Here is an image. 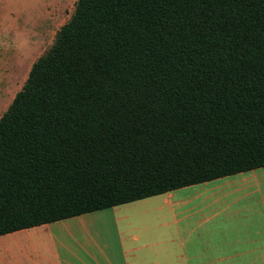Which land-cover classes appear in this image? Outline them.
Masks as SVG:
<instances>
[{"label":"trees","instance_id":"16d2710c","mask_svg":"<svg viewBox=\"0 0 264 264\" xmlns=\"http://www.w3.org/2000/svg\"><path fill=\"white\" fill-rule=\"evenodd\" d=\"M264 167V0H77L0 118V235Z\"/></svg>","mask_w":264,"mask_h":264},{"label":"crops","instance_id":"0c3cea01","mask_svg":"<svg viewBox=\"0 0 264 264\" xmlns=\"http://www.w3.org/2000/svg\"><path fill=\"white\" fill-rule=\"evenodd\" d=\"M7 234L13 264H264V167Z\"/></svg>","mask_w":264,"mask_h":264},{"label":"rangeland","instance_id":"374dc122","mask_svg":"<svg viewBox=\"0 0 264 264\" xmlns=\"http://www.w3.org/2000/svg\"><path fill=\"white\" fill-rule=\"evenodd\" d=\"M76 3L77 0H0V118L22 89L33 63L52 46L61 26L73 15ZM141 207L132 206L128 211L142 213ZM104 211L111 213L110 209ZM75 219L60 222L56 229H96ZM14 239L13 234L0 237V264H13L12 254L5 249L14 248Z\"/></svg>","mask_w":264,"mask_h":264}]
</instances>
